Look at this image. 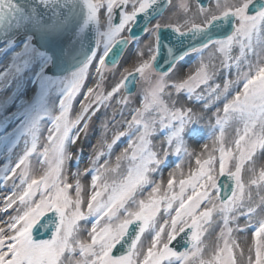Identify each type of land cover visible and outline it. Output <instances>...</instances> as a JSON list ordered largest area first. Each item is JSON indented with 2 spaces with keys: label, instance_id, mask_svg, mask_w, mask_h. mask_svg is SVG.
I'll list each match as a JSON object with an SVG mask.
<instances>
[{
  "label": "snow or ice",
  "instance_id": "snow-or-ice-1",
  "mask_svg": "<svg viewBox=\"0 0 264 264\" xmlns=\"http://www.w3.org/2000/svg\"><path fill=\"white\" fill-rule=\"evenodd\" d=\"M49 2L0 103V264H264V0Z\"/></svg>",
  "mask_w": 264,
  "mask_h": 264
},
{
  "label": "rangeland",
  "instance_id": "rangeland-1",
  "mask_svg": "<svg viewBox=\"0 0 264 264\" xmlns=\"http://www.w3.org/2000/svg\"><path fill=\"white\" fill-rule=\"evenodd\" d=\"M28 39L14 43L13 41H7L0 46V85L5 89L0 92V103L6 104L3 115L7 116L9 113H14L17 111V106L21 98L28 101H32L36 96L37 88L32 83L30 79H25L30 76L31 73H27L23 78L17 75L16 69L22 65L25 54H24V44ZM184 69H181L183 73ZM11 102L9 103V100ZM181 101L184 102L185 97L182 95L180 97ZM198 107V106H197ZM103 113H101V118ZM12 124L8 125V130L10 131ZM208 125L206 121H200L193 126L190 137L193 142L200 140L201 138H206L208 132ZM101 128L99 127V121L94 122L92 130L88 134L87 138L84 139L82 145V151L77 154L74 160L71 162L70 167L72 171L76 170L77 161L79 166L83 168L88 163V158L92 152V146L97 144L101 139ZM111 133H109V138ZM126 142V138H122V141L116 146L115 152H118L121 147H123ZM5 147V145L0 144V149ZM114 152V154H115ZM175 157H171L168 166L164 169V174L173 166V161ZM38 167V166H37Z\"/></svg>",
  "mask_w": 264,
  "mask_h": 264
},
{
  "label": "water",
  "instance_id": "water-1",
  "mask_svg": "<svg viewBox=\"0 0 264 264\" xmlns=\"http://www.w3.org/2000/svg\"><path fill=\"white\" fill-rule=\"evenodd\" d=\"M0 4L4 8L15 5L11 24L0 26V46L7 41L18 43L29 37H32L33 43L46 39L54 19L56 6L53 3L49 0H0ZM88 35L91 39L94 31L90 30Z\"/></svg>",
  "mask_w": 264,
  "mask_h": 264
}]
</instances>
